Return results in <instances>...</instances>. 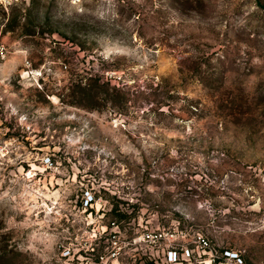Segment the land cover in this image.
<instances>
[{
  "label": "rangeland",
  "instance_id": "rangeland-1",
  "mask_svg": "<svg viewBox=\"0 0 264 264\" xmlns=\"http://www.w3.org/2000/svg\"><path fill=\"white\" fill-rule=\"evenodd\" d=\"M0 48V264H161L130 241L177 227L264 264V0H27Z\"/></svg>",
  "mask_w": 264,
  "mask_h": 264
},
{
  "label": "built area",
  "instance_id": "built-area-1",
  "mask_svg": "<svg viewBox=\"0 0 264 264\" xmlns=\"http://www.w3.org/2000/svg\"><path fill=\"white\" fill-rule=\"evenodd\" d=\"M25 1L27 0H0V7L7 9ZM93 201L94 197L86 191L85 204L89 205ZM130 243L133 246H145L148 249L160 247L163 252L161 264H245L238 250L231 248L215 250L208 238L199 231L183 230L178 227L167 232L160 230L144 232L132 238ZM112 244L117 246V251L113 255H119L121 247L115 241H112ZM147 258V264H154L152 253H149Z\"/></svg>",
  "mask_w": 264,
  "mask_h": 264
},
{
  "label": "trees",
  "instance_id": "trees-1",
  "mask_svg": "<svg viewBox=\"0 0 264 264\" xmlns=\"http://www.w3.org/2000/svg\"><path fill=\"white\" fill-rule=\"evenodd\" d=\"M102 78L97 76H90L87 79V82L84 87V91L89 95L90 99L96 103L98 99H101L103 102H113L118 103L122 99V95L115 86L110 87V82L101 81ZM103 95V96H101ZM96 99V100H95ZM50 161V159H49ZM115 212L119 218H125L126 215L117 212V208H114Z\"/></svg>",
  "mask_w": 264,
  "mask_h": 264
}]
</instances>
